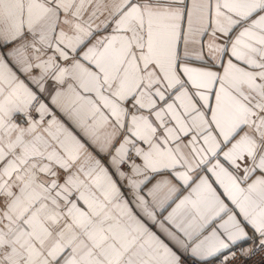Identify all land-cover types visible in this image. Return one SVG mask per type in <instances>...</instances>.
Instances as JSON below:
<instances>
[{"label": "snow or ice", "instance_id": "6c2138e0", "mask_svg": "<svg viewBox=\"0 0 264 264\" xmlns=\"http://www.w3.org/2000/svg\"><path fill=\"white\" fill-rule=\"evenodd\" d=\"M0 264H264V0H0Z\"/></svg>", "mask_w": 264, "mask_h": 264}]
</instances>
